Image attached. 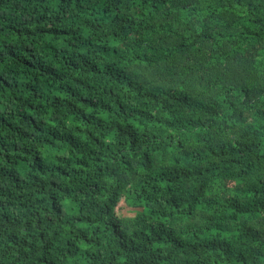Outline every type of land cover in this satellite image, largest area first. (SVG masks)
<instances>
[{
    "label": "trees",
    "instance_id": "obj_1",
    "mask_svg": "<svg viewBox=\"0 0 264 264\" xmlns=\"http://www.w3.org/2000/svg\"><path fill=\"white\" fill-rule=\"evenodd\" d=\"M0 264H264V0H0Z\"/></svg>",
    "mask_w": 264,
    "mask_h": 264
}]
</instances>
